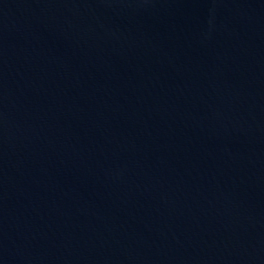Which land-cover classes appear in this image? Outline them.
I'll use <instances>...</instances> for the list:
<instances>
[{
    "label": "water",
    "instance_id": "1",
    "mask_svg": "<svg viewBox=\"0 0 264 264\" xmlns=\"http://www.w3.org/2000/svg\"><path fill=\"white\" fill-rule=\"evenodd\" d=\"M0 264H264V0H0Z\"/></svg>",
    "mask_w": 264,
    "mask_h": 264
}]
</instances>
